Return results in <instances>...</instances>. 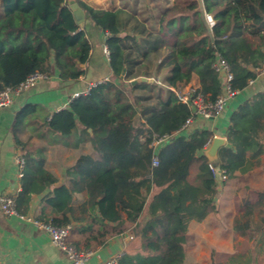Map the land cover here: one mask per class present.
<instances>
[{
	"label": "trees",
	"instance_id": "obj_1",
	"mask_svg": "<svg viewBox=\"0 0 264 264\" xmlns=\"http://www.w3.org/2000/svg\"><path fill=\"white\" fill-rule=\"evenodd\" d=\"M76 1L105 33L112 76L54 112L45 129L57 138L76 135L88 140L95 156L79 152L66 169L68 184L56 185V176L45 168L42 148H27L20 138L33 110L22 108L11 127L25 159L21 188L13 195L15 209L24 214L32 195L49 188L37 219L65 226L79 209L73 195L84 193L82 208L87 205L93 217L136 223L141 251L122 254L120 264H182L188 221H200L214 211L219 191L217 176L202 152L211 140L208 130L176 135L154 152L155 138L172 135L192 115L191 107L169 86L183 91L196 76L199 85L186 91L215 101L222 92V76L214 64L221 58L230 66L232 88L244 89L264 67V0H174L160 12L158 31L140 30L144 36L139 39L132 30L122 29L120 9ZM68 2L0 0V91L17 86L33 72L48 74L51 66L62 81H75L85 73L90 43ZM206 14L214 20L212 25ZM157 74L165 90L150 81L130 83ZM138 89L145 93L134 94ZM154 89L160 93L151 101L149 92ZM226 138L229 144L219 147L215 165L226 174L224 182L242 185L243 216L250 217L264 196L255 192L252 202L248 193L256 168H264V91L247 97L231 112ZM192 167L195 172L190 175ZM151 190L155 191L148 200ZM263 228V215L257 222L248 218L233 223L242 233Z\"/></svg>",
	"mask_w": 264,
	"mask_h": 264
},
{
	"label": "crops",
	"instance_id": "obj_2",
	"mask_svg": "<svg viewBox=\"0 0 264 264\" xmlns=\"http://www.w3.org/2000/svg\"><path fill=\"white\" fill-rule=\"evenodd\" d=\"M83 1L95 7L120 9V15L123 14L122 11L127 10L128 6L134 5L137 1L142 2V0ZM146 2L153 5V0H146ZM151 25L152 31L157 32L159 25L156 17ZM83 28L90 43V51L88 60L84 64L85 73L82 76L75 81H62L56 68L51 66L47 78L38 80L27 89L15 92L12 101L0 108V196L3 194L15 195L21 188V177L17 174L15 156L18 152H22L20 146L13 140L11 127L18 112L24 107L32 106L33 110L25 120L26 124L23 126L20 138L27 148L31 145L42 148L45 168L56 176V185L68 184L69 177L66 175V169L74 163L79 152L95 156L88 140H82L76 135L69 138H57L45 129V122L54 112L68 107L73 92L83 90L90 82L112 76L108 57L104 51V47H106L105 33L94 25L86 15ZM135 35L139 39V33ZM50 64H52V59ZM155 77L161 83L151 82L165 87L161 74H157ZM190 85L194 87L199 85L196 76H193L190 83L183 86L182 90L186 91ZM136 91L134 94L137 93ZM260 91H264V71L259 72L254 79L250 80L244 89L238 90L219 116L204 118L196 115L185 135L195 130L206 129L211 133V140L214 136H220L225 138L224 145H228L226 133L231 112L247 97ZM260 157L264 163V150ZM194 172L195 168L192 167L190 175H193ZM253 174L260 175V179L264 180V168H256ZM250 179L251 187L248 193L252 198L251 201L256 202L255 192L264 194V181L260 184L259 181L252 183ZM217 184L219 192L215 198V210L209 212L200 221L194 219L188 221L182 264H212L209 256L212 251L216 250L229 254L238 252L239 250H236L233 243L228 242L229 246L224 245V241L231 237L238 239L247 237L252 240L251 243L255 246L249 247L251 261H255L257 254L264 253V244L261 247H256L259 240H264V228L255 234H252L251 231L242 233L233 229V223L236 220L249 218L254 222L260 221L262 215L264 216V196L260 199L259 204L255 205L253 214L250 217H245L241 204V198L244 195L241 192H245L242 185L238 182L230 184L218 180ZM48 191L49 188H45L43 192L33 194L24 214L37 218L42 206V197ZM154 191H149L148 200ZM85 197L84 193L79 197L73 195L74 205L79 209L74 211V218L70 216L69 223L71 225L69 241L76 248L87 250L90 253L85 264H103L110 257L119 256L120 258L124 253L133 254L141 251L140 237L134 232L135 222L127 220L120 223L100 221L96 216L93 217L90 214L87 205L86 209L82 208ZM145 217L142 215L140 219L144 221ZM0 264H68V257L52 243L49 233L44 229L21 219L18 215L6 214L0 208Z\"/></svg>",
	"mask_w": 264,
	"mask_h": 264
},
{
	"label": "built area",
	"instance_id": "obj_3",
	"mask_svg": "<svg viewBox=\"0 0 264 264\" xmlns=\"http://www.w3.org/2000/svg\"><path fill=\"white\" fill-rule=\"evenodd\" d=\"M205 16L209 25H212L214 23V20L212 19L211 15L206 14ZM104 51L106 53V56L108 57V51L106 47H104ZM214 67L218 70L220 74L224 72V75L221 74L222 92L213 102L205 100L200 94L191 97L187 91H180L179 89H175L169 86V88L177 95L179 100L187 103L191 107L192 115L186 118L181 128L172 135L160 136L154 139L153 148L155 153H157L159 148L170 142L174 136L180 134L185 135V132L191 125L196 115L202 116L204 118L217 117L224 111L228 101L235 96L238 90L233 89L231 86V80L233 78V75L230 70L229 64L225 60L219 58L215 62ZM257 70L258 73L263 72L264 67ZM48 75L49 74L36 71L26 76V78L17 86L6 87L2 89L0 91V108L8 105L12 101L15 92H19L29 88L30 86L34 85L38 80L42 78H47ZM150 78L152 79V81L156 83H161L156 77H150ZM107 79L108 78H103L88 83L83 90L73 92L70 96V101L74 98H77L80 95L88 93L89 90L93 86H95L98 82H102ZM15 162H16L17 174L19 177H21L23 174V168L25 164V159L22 153L18 152L16 154ZM157 163H158L157 158L154 157L152 160V164L156 165ZM209 166L217 176V180L219 182H222L226 179V174L224 173V171L218 168L215 165V163L209 162ZM14 205L15 204H14L13 195L3 194L2 196H0V208L4 213L18 215L21 219L32 222L37 227L42 228L46 232H48L52 243L67 255L68 264H85L90 253L87 250H80L76 248V246L69 241V232L71 228L70 224L65 226H56L51 224L50 222L40 221L37 218H33L31 215L18 213ZM103 264H120L119 256L110 257L106 259Z\"/></svg>",
	"mask_w": 264,
	"mask_h": 264
},
{
	"label": "rangeland",
	"instance_id": "obj_4",
	"mask_svg": "<svg viewBox=\"0 0 264 264\" xmlns=\"http://www.w3.org/2000/svg\"><path fill=\"white\" fill-rule=\"evenodd\" d=\"M174 0H153V5L150 3H147L146 0L137 1L134 5L128 6L126 11H122L123 14L120 15L121 20V27L123 29L132 30L135 34L139 33V31H143L144 34H147L148 32L152 31V21L154 17L158 18L160 12L166 8L167 6L171 5ZM161 4H166L162 6ZM144 35L139 33V38H142ZM130 42V41H129ZM154 63V60H153ZM162 74V73H161ZM160 86V85H159ZM163 90H165L164 87H162ZM137 93L135 94H143L145 93L144 90H137ZM160 93L157 89L152 90L149 92V94L152 96L151 101L155 100V96ZM34 147L38 146H29L30 149H33ZM40 147V146H39ZM260 175H256V178L251 177L250 181L254 183L255 181L260 183H263L264 180L260 179ZM242 195L245 194V192H241ZM254 198V197H253ZM229 243H233V245L236 247V250H239L238 252L234 254H229L226 252H221L219 250H216L215 252L212 251V253L209 256L210 262L212 261V264H264V253L257 254L255 261H251V253H249V247L255 246L252 245V240L247 237H241L240 239L236 237H231V239L224 241L225 246H229ZM264 240H259L256 247L263 245ZM256 250H258L256 248ZM259 251V250H258ZM241 252V253H240Z\"/></svg>",
	"mask_w": 264,
	"mask_h": 264
},
{
	"label": "water",
	"instance_id": "obj_5",
	"mask_svg": "<svg viewBox=\"0 0 264 264\" xmlns=\"http://www.w3.org/2000/svg\"><path fill=\"white\" fill-rule=\"evenodd\" d=\"M69 7L72 11L73 17L75 19V21L77 22V24L82 28L84 26V21H85V12L82 9V7H80V5L73 1L70 0L69 2ZM222 75H224V72L221 73ZM139 81H152L151 78L145 77V76H141V77H137V78H133L130 80L131 84H135ZM139 113H137L134 118H133V122L137 123V121L139 120ZM90 131V129H88ZM225 143V138H222L220 136H214L209 144V146L203 151L204 155L206 156V158L208 159L209 162L212 163H216L218 160V156H217V152L220 146L224 145Z\"/></svg>",
	"mask_w": 264,
	"mask_h": 264
}]
</instances>
